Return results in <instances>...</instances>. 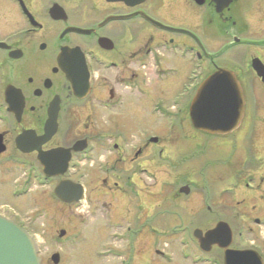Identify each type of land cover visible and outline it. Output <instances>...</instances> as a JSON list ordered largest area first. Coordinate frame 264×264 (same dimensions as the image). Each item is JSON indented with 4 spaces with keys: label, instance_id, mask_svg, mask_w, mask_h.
Returning <instances> with one entry per match:
<instances>
[{
    "label": "flooded vegetation",
    "instance_id": "1",
    "mask_svg": "<svg viewBox=\"0 0 264 264\" xmlns=\"http://www.w3.org/2000/svg\"><path fill=\"white\" fill-rule=\"evenodd\" d=\"M227 2L217 11L215 0H0V168L16 166L27 182L50 186L61 204L79 206L86 198L87 170L113 174L125 159V146L133 155L129 164L143 173L152 147H159L162 158L176 126L188 127L191 138L204 134L191 125L189 106L216 68L234 72L244 98L249 78L264 92L250 63L258 58L264 65V0ZM211 16L220 23L215 30L222 37L213 48L199 34V20L205 24ZM234 47L240 51L231 65ZM262 105L257 103L258 118ZM152 115L158 117L153 134ZM245 116L244 105L243 121ZM53 118L55 132L40 148L56 153L52 170L59 173L47 177L37 151L23 152L17 145H34ZM139 120L149 126L143 125L134 145L129 131ZM242 122L228 135L206 136L226 140ZM179 136L185 137L183 131ZM261 149L264 153L263 141ZM258 167L264 181V156L258 157ZM136 173L127 176L128 185L142 188ZM63 180L81 185V201L55 196ZM99 182L108 188L105 178ZM16 186L15 196L26 191Z\"/></svg>",
    "mask_w": 264,
    "mask_h": 264
},
{
    "label": "rangeland",
    "instance_id": "2",
    "mask_svg": "<svg viewBox=\"0 0 264 264\" xmlns=\"http://www.w3.org/2000/svg\"><path fill=\"white\" fill-rule=\"evenodd\" d=\"M215 19L211 16L205 24L199 20L200 37L212 48L222 39L215 30L220 25ZM262 32L264 36V27ZM239 51L234 47L229 53L231 65ZM252 81L246 80V116L234 135L224 140L198 133L191 138L188 127L178 130L176 126L162 158L157 155L159 147H152L146 160L148 171L143 173L129 164L133 155L125 146V159L113 174L87 170L82 205L61 204L50 186L27 182L26 173L18 167L3 165L0 214L35 237L44 264H222L220 250L202 252L192 236L194 228L205 231L218 220L229 224L232 248H252L264 264V181L258 167V157L264 156V123L258 119L264 112L257 117V103L264 107V92ZM157 119L151 116V134ZM143 125L149 126L147 120H139L137 129L129 131L132 144L142 138ZM182 131L185 137L177 138ZM133 171L142 188L129 187L127 176ZM102 177L108 188L100 187L104 186L99 182ZM17 184L26 190L19 196L12 192L19 189ZM185 185L188 194L178 191ZM53 253L59 254L56 263L50 258Z\"/></svg>",
    "mask_w": 264,
    "mask_h": 264
},
{
    "label": "water",
    "instance_id": "3",
    "mask_svg": "<svg viewBox=\"0 0 264 264\" xmlns=\"http://www.w3.org/2000/svg\"><path fill=\"white\" fill-rule=\"evenodd\" d=\"M126 3H139L143 0H119ZM217 11L227 5V0H215ZM154 22V21H152ZM155 24L160 25L157 22ZM251 68L264 84V65L258 58L251 60ZM244 95L242 87L233 71L226 68H216L206 76L198 86L189 106L191 125L207 135L223 136L235 131L241 125L244 117ZM55 120H47L44 134L36 143L28 148H21L23 152L37 151V160L43 167L45 176L58 174L53 172L55 165L53 151L41 150L44 144L54 134ZM20 139L17 140V142ZM180 193L188 194L189 187L181 186ZM81 185L67 180L61 181L55 188L54 194L60 200L71 203L82 197ZM64 234L60 231V236ZM192 236L198 247L209 252L212 246L222 250L223 264H263L261 256L254 249L231 248L232 231L229 224L218 220L213 227L203 231L200 228L192 230ZM38 246L24 228L13 220L0 215V264H42L38 256ZM53 262L58 261L57 254L52 256Z\"/></svg>",
    "mask_w": 264,
    "mask_h": 264
}]
</instances>
